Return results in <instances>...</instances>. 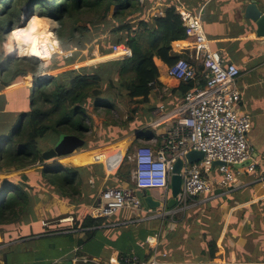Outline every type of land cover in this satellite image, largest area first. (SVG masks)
I'll use <instances>...</instances> for the list:
<instances>
[{
  "label": "trees",
  "instance_id": "trees-1",
  "mask_svg": "<svg viewBox=\"0 0 264 264\" xmlns=\"http://www.w3.org/2000/svg\"><path fill=\"white\" fill-rule=\"evenodd\" d=\"M141 1L0 0L1 40H4L5 34L11 30L13 22L19 21L21 15H25L26 17L37 12L60 25L59 36L65 42L66 47L72 51L77 50L81 52L86 48V44L92 43L94 40V37L90 36L91 27L94 24L98 22L100 25L108 27L109 29L113 26L109 17L111 12L114 11L111 19L116 24L110 29V34L112 35L111 48L105 50L102 46V55L111 54L112 46L114 47L120 44H125L130 47L133 52L131 59H126L121 62L113 61L103 63L93 68V70L89 67H83L79 70H69L49 79H40L42 75L37 73L36 64L32 60L28 58H17L14 53L13 56L7 55L0 62L2 87H10L15 83L25 81L28 77L27 81L29 83L26 82V84L31 85L30 76L35 87H37L32 93H30L29 88H25L28 89L29 93L28 101L25 102L26 110L18 115L16 128L4 139L6 145H0V173L4 171L19 172L29 168L35 169L38 164L43 167L46 161L43 159L42 153L50 150V147L46 148L41 146V142L43 141L50 142L51 146L54 147L60 138L65 135H74L83 139L91 129L86 124V120L88 119L87 105L92 101L93 97H95V102H97L95 104L96 107L101 103H107V101H102L105 99L101 98L100 92V88L105 79L112 81V78L115 76L118 79L125 80L127 74L132 73L133 77L129 84L126 85L127 96L133 101L129 107L131 116L127 121H133L136 117H142L146 110H152L147 108V104L150 102L154 88L162 89L159 82L160 72L155 64V58L161 60L167 66H172L181 58L190 61L189 54H178L174 50L173 44L175 42L189 43L192 42V38L186 35L181 16L177 13L175 5L172 4L165 8L163 16L155 17L150 21L139 19L136 24H132L131 22L134 21L132 17L137 14L139 17L144 15L148 7L142 3L147 2L150 4V7L153 6L152 0ZM203 3L202 0H196L192 6L196 8L197 5H202ZM93 16H95V20ZM85 17L87 18L85 19ZM100 36H106L105 32L96 30L95 40ZM114 39H116L115 42ZM217 46L224 48V44H217ZM102 57L95 59H101ZM231 57L232 60L236 59L234 52ZM74 59L60 57L59 61L54 60L46 71L47 73L43 76H52L59 68L74 64ZM183 84L185 85L183 87L184 93L193 89L195 86L192 81ZM9 126H12L11 123L7 127ZM138 139L150 141L153 139V135L142 132V134H139ZM107 146L95 147V151L87 152V155L107 154L109 153L106 148ZM126 161L127 159L125 158L117 174L108 177V179L102 170V165L74 168L65 167L60 164L42 169L37 181L27 174L20 176L19 179L21 181L15 185L9 184L4 186L6 180L3 182L0 181L1 186H4L0 190V230L4 227L28 223L31 220L34 223L36 222L34 208L47 193H36V186L38 185H41L44 189L46 187L54 188L59 196L68 199L79 196L83 197L80 187L87 180H93L100 186L106 178L108 181L105 189L113 188V186L116 187L120 183H131L132 170L130 166L126 165ZM71 164L73 166H82L75 158L71 160ZM261 169L262 165L256 169V174ZM114 182H118V184H113ZM239 183L240 180L233 184L230 189L231 192L227 194H224V190H218L216 194L218 195L216 197L218 203L227 200V206L233 208L248 202L251 199V195L246 194L248 189L239 190L238 186L242 185V183ZM117 187H121V185ZM137 191L140 193L142 190L137 189ZM87 197H89V194ZM87 197H85L86 200ZM94 200L93 197L92 203ZM189 201L194 203L197 200ZM83 204L88 206L91 204V201H85ZM207 205L209 207L212 206L211 203H206ZM259 206L261 207L262 216L258 219L260 225L256 227L260 228L261 219L264 224V200L256 204H251L243 208L237 215L232 216L229 232L233 233L234 229L244 225L243 229L247 233V239L254 242L250 249H247L245 245L242 249L238 250L239 263L264 262V232L261 229L254 230L246 224L247 216L256 212ZM108 223V219H96L90 215H86L81 220L74 219V229L85 232L83 238L75 239L73 246L78 247V249L73 254L74 258L76 256H78L77 258L95 257L94 253L96 254V250L105 246V243L101 241L100 233L103 231H101L102 228L100 227ZM216 223L217 221H215ZM60 231H62L60 228L55 229L51 227L42 234H53ZM130 232L128 237L129 246L126 248V251H131L133 246L135 250L148 249L145 244L148 234H143V237L140 239L136 230L130 229ZM220 232H222L221 229L208 241L207 251L203 252L204 255L207 254L205 262L212 261L221 255L217 246ZM179 234V228L170 231L164 238L167 244L163 248L162 241L164 239L161 240V249L168 253L175 252V248H178V245L175 244L174 240L177 239ZM76 235L70 234L67 237L74 238ZM204 237H207L206 233ZM93 241H95V247L90 245ZM125 254L127 253L123 251L121 253L122 257ZM151 257L152 253L143 257V259L149 261Z\"/></svg>",
  "mask_w": 264,
  "mask_h": 264
},
{
  "label": "crops",
  "instance_id": "crops-1",
  "mask_svg": "<svg viewBox=\"0 0 264 264\" xmlns=\"http://www.w3.org/2000/svg\"><path fill=\"white\" fill-rule=\"evenodd\" d=\"M171 1L172 0H170V2ZM203 1L204 3L202 5L199 4V7L197 5L196 9L192 5L187 6H189L191 11H193L194 13L199 12L202 15L205 32L208 38L213 42L212 47L221 50L225 54L228 61L237 64L241 69V76L237 81V87L239 88L243 96L241 109L247 110L253 116V127L251 132L249 133L248 138L250 144L254 149L253 156L255 155V159L259 162L257 169L260 165H262V169L258 174H246L239 179L242 185H239L238 189H248L246 191V194H250L251 199L246 203H242L241 205L236 206L235 208H229L227 206L228 204L225 206L227 207V215L230 214V220L227 223L226 219L224 221V225L222 224V226L224 227L222 228L221 226L219 228V230L221 229L222 232L219 233L218 239L222 251H224L225 239L227 237V234L229 233L232 216L237 215L243 208L264 200V178H259V182H263L261 189L255 187V185L259 183L257 181L258 175H264V39L255 36V24L249 20H246L241 12L242 5L246 0ZM256 1L261 5L262 10L264 11V0ZM217 44H224V48H219ZM189 45L190 43L188 42H175L173 44V48L178 54H189L192 50L191 48H189ZM175 47H178L180 49L178 50ZM233 52L236 55L235 60H232L231 57ZM111 58L112 56L105 55L101 59H95V63H100L99 61L103 59V62H106ZM155 64L160 72L159 82L162 86V89L156 88L153 91L147 107L153 110L158 107V105L163 103L166 105L167 110H172L181 103L186 94L189 93L192 89L184 93L183 87L185 85L183 84V82L167 75L168 66L157 58H155ZM1 83L2 81H0V144L7 137V132L12 128V126L7 127L8 124L11 123V125H13L14 122H17L18 115L26 110L25 102H27L29 98L26 97V94L25 96L21 95L20 92L24 88H20L19 83H15L7 88H3ZM204 83L205 82L203 81V84ZM150 117H152V115H149L148 119ZM136 118L138 119V117ZM150 121H152V119L148 120V122ZM164 131V129H161L157 133L155 132L153 134V138L160 139L161 135L164 134ZM134 142L135 141L132 140L130 144H133ZM141 142L151 143V140H140L139 143ZM128 150L129 148L127 146L124 154L121 153V155L119 156L114 155L109 160L104 169L107 179L108 177L117 174L118 170L123 165V161ZM108 152L109 153L103 155L110 154L111 147H109ZM87 154L88 153H84L74 158L83 166L95 163L93 162V160L95 159V157L99 156V154L90 156H88ZM112 161H119V163L116 164L114 171H110V164L112 163ZM25 174L34 178L35 180V177H40L41 170L30 169L28 171H19L18 177ZM19 180L21 181V179ZM122 184L123 186L121 185V187H131L130 183L125 182ZM36 188V193H39L40 191L38 190V188H40V186L38 185L36 186ZM90 201L91 204H89L88 206L86 205V207L89 208L88 211L90 210L89 213L91 212L90 208L92 206V196ZM196 205L197 204H194V206ZM179 206L174 208L176 211L172 214L171 212L174 209L170 210V214H167L165 218L176 217L180 213L177 212V208ZM194 206L191 207L195 208ZM77 207L78 206H76L74 203L69 204L62 200L55 201L51 206L50 199L47 195H44L39 201L38 206L35 208V223L33 222V220H31L28 223H20L15 226L4 227L0 230V264H63L66 261L72 259L71 255L75 254L78 249V247L73 246L75 244V239L77 240L78 238H83L85 236V232H83V230H75L73 227L72 219L81 220L82 218L81 216L77 218H75V216L73 217V213L74 215L75 213L78 215L83 211V209H79V212H75ZM64 214H66V216H63ZM116 216H114L113 218H115ZM260 216H262V212L261 207L259 206L256 212H254L253 214L251 213L247 216L246 224L254 230L261 229L264 232V224L262 219L261 227H256L257 225H260V222L258 221V219H260ZM124 217H128L129 221L125 220L122 222H117L113 221V218H111L110 220L108 219V224L100 227L102 228L101 231H103L100 233L102 238L101 241L105 243V246H100L101 248L96 250V254L94 253L95 264H103V262L108 263V261H110L112 257H114L117 253H120L121 255L123 251L127 253L124 255V257L135 254L140 258V260L146 262L143 257L148 256L150 255V253H152L150 248L146 244V240L145 244L149 250H135V247L133 246L131 248V251H126V248H128L129 246L128 237L131 233L130 229L136 230L138 232V235L140 236V239L143 237V234H148V237L158 235L159 232H161V240L164 239V237L167 235V233L163 232L164 228H162V226H166L168 224L164 220V217L154 220L160 221L155 222V224H158L157 227L153 223L148 224V221L145 222V218L131 220L132 216L130 215V213L128 216L126 215ZM44 224H46V226H44ZM51 227H54L55 229L60 228L62 231L53 234H42L45 230ZM243 227L244 225L233 230V238H235V240L239 236L241 237L243 235ZM70 234L77 235L74 236V238H70L69 236L67 237V235ZM189 234L191 235V232ZM237 240L239 241L238 244V241L233 242V244L231 245L229 242L230 250L228 254L226 252L225 256L224 254H221L220 257L222 258L223 256L224 263L221 260H217L212 264H225L226 261L228 262V264H231L229 263L231 261H233L232 264L236 261L238 262V250L242 249L246 245V241L243 238H239ZM185 242L187 244L185 249H182V246H178L179 248H175V252L168 253L164 251V253L167 254V257H158L157 260L159 261V263L207 264L204 263L207 256L205 257V255L203 254L204 251H207V246L203 249H200V246L198 245V239H196L195 241V239H193L192 237L189 240L186 239ZM193 242H195V245H192ZM90 245L95 247V241L91 242ZM197 247H199L200 251H198ZM199 253H202V255H198ZM113 260L115 261V257L113 258Z\"/></svg>",
  "mask_w": 264,
  "mask_h": 264
},
{
  "label": "built area",
  "instance_id": "built-area-1",
  "mask_svg": "<svg viewBox=\"0 0 264 264\" xmlns=\"http://www.w3.org/2000/svg\"><path fill=\"white\" fill-rule=\"evenodd\" d=\"M154 1L158 5L151 10L152 16H163V12L157 10L167 0ZM176 1L179 3L177 12L181 16L186 35L192 38L189 45L192 50L189 53L190 61L179 59L172 66H168L167 75L183 83L192 81L195 88L186 94L176 108L167 110L162 103L152 110V121L148 128L157 132L164 129V134L160 139L153 138L150 145L135 149L130 157L134 163L131 173L134 187L104 189L92 203V218L111 219L121 211L136 215L147 213L143 200L136 193L137 189H161L162 197L168 200L171 169L179 158L184 160V166L183 185L178 202L184 206L189 204V200L215 199L218 190L229 193L233 184L243 175L256 173L259 162L253 156L254 149L248 138L253 127V116L247 110L241 109L243 96L237 87L241 69L237 64L228 61L221 50L212 47L213 42L205 32L202 15L191 11L180 0ZM114 48L112 55L118 59L133 57L132 50L126 45H117ZM129 49L131 56L127 54ZM191 151L203 152L204 158L200 162L189 164L186 156ZM248 161H252L249 166L237 168ZM215 162L225 165L213 167ZM161 217V214L156 213L157 219ZM161 236L159 232L158 235L148 236L146 239L152 252L150 262L140 260L135 254L121 259L116 254L115 261L112 257L110 262L160 264L158 257H167L166 253L161 254L158 249ZM73 260L76 263H95V260L88 257Z\"/></svg>",
  "mask_w": 264,
  "mask_h": 264
},
{
  "label": "rangeland",
  "instance_id": "rangeland-1",
  "mask_svg": "<svg viewBox=\"0 0 264 264\" xmlns=\"http://www.w3.org/2000/svg\"><path fill=\"white\" fill-rule=\"evenodd\" d=\"M143 1H145V0H142L141 2H143ZM152 1H153L152 7H150L149 6L150 4L147 2L142 3L144 6H146V7L148 6V7L146 8L144 15H141L139 17V15L137 14L134 17H132L134 19V21L131 22L132 24H134V23L136 24L139 21V19H144L146 21L147 20L150 21L154 18L152 16L151 10L156 8L158 3L155 2L154 0H152ZM195 1L196 0H180V2L183 5H185V4L186 5H192ZM171 2H170V0H167V2H165L163 4L164 6H161L157 11L159 12V10H160L164 14L165 8L170 6V4H172V5L175 4L176 11H177V6L179 5V3L176 0H172ZM202 2H204V1L202 0ZM113 12H111L109 20H111V22L114 26L116 24V22H113L111 19ZM0 16H1V9H0ZM26 17H30V16L28 15ZM93 17L95 20V16H93ZM86 18L87 17H85V19ZM91 29L92 30H91L90 36L94 37V40L92 41V43L86 44V48L84 50H82L81 52L80 51L78 52L77 50H73L72 54L70 56H61L63 58H70V59L75 58L74 64H71L68 66H63L62 68H59L58 70H56L55 73L52 74V76H48L45 79L56 77L60 73L66 72L69 70H79L83 67H89L90 69L93 70V68H96L103 63H108V62H113V61H115V62L123 61L122 59H118L114 55H112V52L115 50L114 47L117 46V45H115L114 47L112 46L111 54H108V55L112 56L111 59L107 60L106 62H103V60H104L103 59V60L99 61L100 63H95V58L105 56V55H102V52H101L102 46L105 50H109L111 48L112 35L110 34V29L108 27H104V26L100 25L98 22L96 24H94V26H92ZM96 30L104 31L106 36H100L95 40ZM115 40L116 39H114V42H115ZM0 41H3V40L0 39ZM120 45H125V44H120ZM120 45H118V46H120ZM175 48L178 50L180 49L178 47H175ZM76 52H78V53H76ZM76 54H78V55H76ZM9 55L13 56V53L9 54ZM4 58H5V56H4L3 52L0 51V62H2L4 60ZM43 75L41 76L42 79H44ZM41 77H40V79H41ZM132 77H133L132 73H128L127 78L125 80L118 79L114 76L112 78V81L107 80V79H105L103 81V84L100 88V92H101V96H102L101 98H103L105 100H102V99L101 100L107 101V103H101L99 106L96 107L95 104L97 102H95L96 99H95V97H93L92 101H90V103L87 105L86 108H87V113H88V119L86 120V124L91 129H90L89 133H87L84 136L83 139L85 141V145L81 149H78L72 155L65 156V157H59L56 159H52L50 161H46L45 165L43 167L40 166V164H38V165H36L35 169L40 168V170H42L45 167L57 166L60 164L65 166V167H74V168L92 166V165L96 164V165H102V168H103L102 170L104 171L109 160L114 155L119 156V155H121V153L124 154L126 149H127V146H128L129 150L127 151V154L125 156V158L127 159L126 165L130 166L131 170L133 171L134 170V163L130 160V157L133 155L135 149L139 146H143V145L145 146V145L151 144V143H143V142L139 143L140 142V140L138 139L139 134H142V132H144V133H151L153 135L155 132L157 133V131L147 127V125L151 122V121L150 122H147V121L149 119L150 120L152 119V117H150L149 119L147 117L149 116L148 115L149 113L151 115L152 110L151 111L146 110L144 112V114L142 115V117H138V119L135 118V120H133V121H127L128 118L131 116V113L129 112V107L133 101L127 96L126 85L129 84ZM28 78L23 82H19L20 88H24L21 90L20 93H21V95H24V96L26 94V97L29 96V93H28V89H25V88H29L30 93H32V92H34V90L37 87V86L35 87V84L33 83L31 76H30L31 85H27L26 82L29 83V81H27ZM0 81H1V79H0ZM21 104H23V103H21ZM16 126H17V122H14V124L12 125V128L7 132V136L10 135V133L13 131L14 128H16ZM132 140L135 142L133 144H130L132 142ZM128 142H129L130 146L128 145ZM0 145H2V146L6 145V143H4V140H3V142H1ZM104 145L105 146L108 145L106 147L108 150H109V147H111V153L108 155H99V156L95 157V159L93 160V162H95V163L87 164V165H83V166H73L71 164V160L74 159V157L81 155V154H84V153H87V152H93V151H95V147L104 146ZM41 146L46 147V148L50 147V149L52 147L50 142L48 143L47 141L41 142ZM118 160H120V159H118ZM117 163H119V161H116V162L112 161V163L110 164L111 165L110 171H114V168H115ZM26 170L28 171V170H30V168L26 169ZM26 170H24V171H26ZM132 171H131V173H132ZM5 172H7V173H5ZM9 173H12V174H9ZM111 173H113V172H111ZM259 178L263 179L264 175H260V176L258 175V178H257L258 182L260 180ZM4 180H6V183L4 184V186L9 185V184L15 185V184L20 182L19 177H18V172L4 171V172L0 173V181L3 182ZM35 180L37 181L38 177H35ZM107 181L108 180L105 178V181L103 182V184L98 186L93 180H90V181L87 180V181H85L84 185L80 187L81 192L83 194V197L79 196V197L68 198V199H65V198H62L61 196H59L56 193V190L54 188L46 187V189H44L40 185V188H38V190L40 191L39 193L47 192L46 195L50 199L51 206L55 201H58V200L59 201L60 200L65 201L69 204L74 203L76 206H78L76 208L75 212H79V209H83V211L81 213H79L78 215L76 213L74 215V213H73V217L75 216V218H77V217L81 216L82 218H84L86 215H90V213H89L90 210L88 211L89 208H87L86 205H84L83 203L85 201L90 202V196H92V198L94 197V199L99 197L100 193L105 189V187H106L105 185L107 184ZM113 184L117 185L118 182H114ZM130 184L132 187H134V184L132 182ZM1 185L2 184L0 182V190L2 187H4ZM120 185H123V184H120ZM262 185H263V182H259L255 185V187L261 189ZM117 186H119V185H117ZM113 187H115V186H113ZM151 192H152V196L155 199H157V200H163L164 199L162 197V193H161L162 190L161 189L151 190ZM136 193L138 196L141 197L142 191L139 193L136 190ZM88 194H89V197H87ZM224 194H227V193H224ZM85 197H87V200L85 199ZM169 198H170V196H169ZM169 198H168V200H169ZM141 199H142V197H141ZM208 199H210V198H208ZM208 199L200 198L199 200L195 201L194 203L192 201H188V203L190 205H186V206H184V205L179 206V202H178L179 207L177 208V212L178 213L180 212V213L178 214L179 216L177 215L174 218H170V217L165 218V216L167 214H170V212H168V209L166 210L165 208H163L162 209L163 211H161V210L149 211L146 208L147 213L142 214V215H140V214L136 215V213L132 214L129 211H121L115 218H113V221L122 222V221L128 220V217L125 218L124 216H126V215L128 216L130 213V215L132 216L131 220H137V219L145 218L144 221L145 222L148 221L147 222L148 224H152V223L155 224V222H160V221H154V220H157L156 213H159L162 215V217L165 218L164 220L166 221V223H168L166 226L165 225L162 226V228H164V231H163L164 233L168 232L169 226H170L171 231H172V229L174 230V229L179 228L180 234L177 237V239L174 240L175 244H177L179 247L182 246V249H185L187 246L185 240L186 239L189 240L192 237L193 239H195V241H196V239H198V245L200 246V249H203L206 246H208V241L210 239H212L217 234V232H218L219 228L222 226V224L224 225V221L227 219V223H228L230 220V214L227 215V207H225L227 205V203H226L227 200L226 201H220V203H218L216 198L212 199V200H208ZM168 200L164 199L165 204L167 203ZM199 201H202V202H199ZM191 203H193V204H191ZM206 203H208V204L211 203L213 206H210V207L208 205L206 206ZM194 204H197V205L194 206ZM37 206H38V204L35 206V208ZM191 206H194L195 208H192ZM229 206H231V205H229ZM175 211L176 210L174 209L171 212V214L174 213ZM63 216H66V214H64ZM139 216H140V218H139ZM215 221H217L216 224H215ZM72 223H74V219H72ZM155 225L157 227L158 224H155ZM190 232H191V235L189 234ZM203 232L207 234V237H204ZM233 234L234 233H230V232L227 234V237L225 239V246H224L225 250L224 251H222V248L220 246L219 241L217 243L221 254H224V256H225V252L227 254L229 253V250H230L229 242L231 245V244H233V242L238 241L237 239L243 238L246 241L245 247H247V249H250L254 243L251 240L247 239V233L244 232V229L242 232L243 235L241 237L239 236L236 240H235V238H233ZM163 235H165V234H163ZM238 243H239V241L237 242V244ZM166 244H167V241L164 239L162 241V248ZM192 245H195V242H193ZM197 248H198V251H200L199 247H197ZM158 249L161 252V254H165L164 251L161 249V244H159ZM117 254H118V257L121 259L122 255H120V253H117ZM198 255H202V253H199ZM71 256L73 259L74 256L73 255H71ZM206 256L207 255H205V257ZM220 256L217 257L216 259L212 260V261H208V262H204V263L212 264V263L216 262L217 260H221L224 263L223 256H222V258ZM75 258H77V257H75ZM94 258H90V259L95 260ZM146 262L148 263V262H150V260L146 261ZM232 262L233 261H231L229 263L232 264ZM258 263H262V262H258ZM103 264H112V263L110 261H108V263L103 262ZM160 264H164V263L160 262ZM225 264H228V262L226 261ZM233 264H241V263L236 261Z\"/></svg>",
  "mask_w": 264,
  "mask_h": 264
},
{
  "label": "clouds",
  "instance_id": "clouds-1",
  "mask_svg": "<svg viewBox=\"0 0 264 264\" xmlns=\"http://www.w3.org/2000/svg\"><path fill=\"white\" fill-rule=\"evenodd\" d=\"M59 28L58 23L37 12L30 17L21 15L19 21L13 22L5 39L0 41V51L5 57L15 53L17 58L32 60L37 73L43 75L54 60L59 61L61 56L72 54V50L66 47L59 36ZM130 49L127 52L129 56L132 55Z\"/></svg>",
  "mask_w": 264,
  "mask_h": 264
},
{
  "label": "water",
  "instance_id": "water-1",
  "mask_svg": "<svg viewBox=\"0 0 264 264\" xmlns=\"http://www.w3.org/2000/svg\"><path fill=\"white\" fill-rule=\"evenodd\" d=\"M242 14L246 20L253 22L256 26L254 31L255 36L264 39V11L261 5L256 0H246L241 9ZM44 79L46 77H43ZM42 79V77H41ZM49 79V78H48ZM85 145V141L74 135H65L60 138L57 144L50 150L42 153V157L45 161H50L59 157H65L72 155L78 149H81ZM255 156V155H254ZM204 158V153L200 151H191L187 154L186 159L189 164L200 162ZM252 161H248L242 165H238L237 168H244L249 166ZM222 162H215V166H223ZM184 166V160L179 158L172 166L171 169V181H170V198L165 204L163 200H157L152 196L150 190H142L141 197L145 204V207L149 211H163L162 209H168V212L178 206V196L181 192L183 185L182 168ZM171 231L168 227L167 234ZM63 264H78L74 260L70 259Z\"/></svg>",
  "mask_w": 264,
  "mask_h": 264
}]
</instances>
